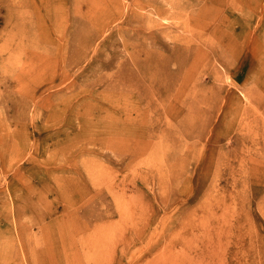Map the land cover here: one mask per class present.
I'll use <instances>...</instances> for the list:
<instances>
[{
  "label": "rangeland",
  "instance_id": "374dc122",
  "mask_svg": "<svg viewBox=\"0 0 264 264\" xmlns=\"http://www.w3.org/2000/svg\"><path fill=\"white\" fill-rule=\"evenodd\" d=\"M168 1L225 2L0 0L20 38L0 69V264H264V0L219 11L242 46L221 55L204 18L173 44ZM175 50L196 91L179 113L160 93Z\"/></svg>",
  "mask_w": 264,
  "mask_h": 264
},
{
  "label": "bare ground",
  "instance_id": "6f19581e",
  "mask_svg": "<svg viewBox=\"0 0 264 264\" xmlns=\"http://www.w3.org/2000/svg\"><path fill=\"white\" fill-rule=\"evenodd\" d=\"M170 7H171V10H172V15H173V18L177 19V22L175 21V23H177V26L178 28L184 30L183 32H186L187 34L185 35H176L174 36L172 39H173V44H184V43H193L194 40H200V31H198L197 29H195L196 27H198V22L199 19H208L209 21L213 22L211 24V29L209 28L210 32H212L211 34L214 36V38L216 39V45L217 47H221V51L219 50V55L221 54H224L226 52H229V51H232V50H237V51H240L242 46H241V42H240V39L239 38H230L228 39L226 42L224 41H220L218 40L217 38V35H221L219 33V30L216 28L218 27L219 25H222L224 23V20H225V17L223 19H220L218 21H216V16L217 14H219V11L222 9V10H226L228 9V7L230 6H233V7H237L238 9H240L241 11V6H242V0H230V1H226L225 2H220V1H217L218 5L215 6V8L213 7V9H208V8H202L200 10H197V12H193L192 10H189V7L188 6H183L181 7V4L180 3H177V2H174V1H168ZM197 3V2H196ZM199 4V3H198ZM232 7V8H233ZM181 9V10H180ZM241 16V14H240ZM237 20V24L238 26L240 27L239 25V22H240V19H239V16L238 18H236ZM207 21V20H206ZM22 25V21L19 19V17L17 16V18L15 19V21L12 23V26L11 27H14L15 29H17L18 27H21ZM176 25V24H175ZM209 26V25H208ZM207 28V29H208ZM226 28L228 29L229 28V25L226 26ZM20 29V28H19ZM205 29V28H204ZM3 30H4V34H0V37L2 38V44H0V69H6L5 67L6 64L8 63V59H14L12 58V54H9V51L10 49H8L10 47V44L13 43L15 49L17 50L18 47H19V42H20V38H19V33H13L11 35V31H9L10 29L7 28L6 26L3 27ZM197 30V31H196ZM202 30V29H201ZM206 30V29H205ZM203 31V30H202ZM208 31V30H207ZM218 32V34H217ZM239 33H241V31H239ZM11 35V36H10ZM202 35V34H201ZM4 36V37H2ZM203 36V35H202ZM4 42H7V43H4ZM194 45L196 44V42L193 43ZM191 44V45H193ZM193 45V46H194ZM176 47V46H175ZM214 49V48H213ZM15 50V53L13 52V54H17L18 52H16ZM13 51V50H12ZM214 52V51H213ZM236 52V51H235ZM237 53V52H236ZM4 54H8V58L5 59V58H2L1 56L4 55ZM210 54V52H209ZM238 54V53H237ZM193 55L192 53L190 54V52H186V51H181V50H175V51H172V54H171V60L176 64V68L174 70V72L170 71L166 66H163L160 73L161 74V80L164 78L165 80V85L164 87L162 88V90L160 91V93H162L161 95L164 96V97H167L169 98L170 100V104L167 105L166 107H164L167 111L169 112H172V111H179L178 110V107L176 106L175 102L177 103L178 100L180 99V97L182 95H186V94H189V93H194L195 90H193V86H191V83L190 85L188 84V80L185 76V74H189L191 75L192 73V69H184L183 66H182V62H183V59L184 58H190V56ZM211 55V54H210ZM225 55H223L224 57ZM232 57V56H231ZM17 58V57H16ZM222 58V57H221ZM226 59V57H225ZM16 60V59H15ZM185 60V59H184ZM190 61L194 62L192 59H189ZM231 60V59H230ZM7 62V63H6ZM228 62V61H226ZM225 63V61H224ZM229 63V62H228ZM224 65H227V64H224ZM222 65L224 68L225 66ZM8 66H10V64L8 63ZM191 67H193L192 65H190ZM17 68V67H16ZM227 69V68H226ZM13 71V70H12ZM19 69L16 70L17 73H14L13 76H14V80H16V82L18 83L20 81V76L18 73ZM14 72V71H13ZM153 73V71H152ZM3 75V74H2ZM0 74V76H2ZM6 77V75L4 76ZM10 78V77H9ZM153 79L154 78H157V76H153L152 77ZM6 80V79H5ZM12 80V79H11ZM3 82V80L1 81ZM0 82V83H1ZM9 82V81H8ZM13 83V82H12ZM125 83V82H123ZM5 84V83H3ZM19 85V84H17ZM16 85V88L18 89L19 86ZM5 86H8L9 85H5ZM160 86V85H159ZM23 88V87H22ZM9 89V88H8ZM125 89V88H124ZM123 89V90H124ZM127 90V89H126ZM10 91V89H9ZM15 91V90H14ZM125 91V90H124ZM135 92V90L133 91ZM196 92V91H195ZM9 93V92H8ZM137 93H143V91H139ZM7 96V95H6ZM5 97V96H4ZM186 97V96H185ZM194 97V96H193ZM166 100V99H165ZM171 100H173V103L171 102ZM182 100V99H181ZM185 101V100H184ZM164 105V104H163ZM160 106V104L158 105ZM259 106L262 108V103L260 102L259 103ZM191 106H188L187 108H190ZM155 108V107H154ZM161 107H159L160 109ZM162 109V108H161ZM181 109V108H180ZM157 110V109H156ZM164 112V111H163ZM166 112V111H165ZM182 112V111H181ZM168 114V113H167ZM262 114H264V110H262ZM152 128V127H151ZM154 128V127H153ZM262 128V127H261ZM151 130V129H150ZM148 135V134H147ZM151 135V134H150ZM144 144H140L138 143L136 145V148L139 150V148H143L144 149ZM148 149V148H147ZM145 150V149H144ZM259 154V153H258ZM133 215V214H132ZM131 215H128L127 217H129ZM216 216V215H215ZM133 218V217H132ZM212 218V217H211ZM219 218V217H218ZM221 218V217H220ZM219 220V219H218ZM132 221V220H131ZM208 221H212V219H208ZM220 221V220H219ZM212 224V223H211ZM221 231V230H220ZM203 233V232H202ZM212 234V233H211ZM208 233V235H211ZM215 234V233H214ZM194 236V235H192ZM199 238V237H198ZM204 240V239H203ZM189 243V242H188ZM187 243V245H188ZM212 243V242H211ZM208 244V246L204 243H202V246H206V248L212 250V244ZM216 243V241H215ZM219 243V242H218ZM198 244V243H197ZM201 244V243H200ZM217 244V243H216ZM183 246V245H182ZM221 246V245H220ZM187 247V246H186ZM195 247H197L196 245H194V247H192L191 249H195ZM184 248V247H183ZM205 247H203V250H204ZM223 248V247H222ZM218 249V248H217ZM221 250V248H219ZM217 251V250H216ZM175 252V251H174ZM194 252V251H193ZM206 252V250H205ZM204 252V253H205ZM219 252V251H217ZM207 253V252H206ZM215 254V253H214ZM64 255V254H63ZM172 256V255H171ZM176 256V255H175ZM202 257V255H201ZM72 258V257H71ZM168 259V258H167ZM166 259V260H167ZM171 259V258H170ZM193 259V257H192ZM169 260V259H168ZM215 260V259H214ZM219 260V259H217ZM201 261V260H200ZM205 261V260H204ZM214 262H217V261H214ZM201 263V262H200ZM77 264V263H76ZM166 264V263H165ZM193 264V263H191ZM195 264V263H194ZM202 264V263H201ZM212 264V263H211Z\"/></svg>",
  "mask_w": 264,
  "mask_h": 264
}]
</instances>
